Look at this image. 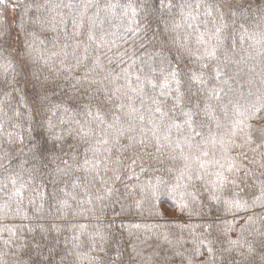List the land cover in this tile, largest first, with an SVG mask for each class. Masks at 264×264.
<instances>
[{"label": "trees", "instance_id": "trees-1", "mask_svg": "<svg viewBox=\"0 0 264 264\" xmlns=\"http://www.w3.org/2000/svg\"><path fill=\"white\" fill-rule=\"evenodd\" d=\"M0 264H264V0H0Z\"/></svg>", "mask_w": 264, "mask_h": 264}]
</instances>
